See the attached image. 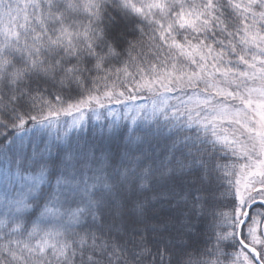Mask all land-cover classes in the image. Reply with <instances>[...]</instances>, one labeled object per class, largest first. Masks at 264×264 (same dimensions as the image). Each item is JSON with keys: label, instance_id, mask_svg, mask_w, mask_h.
Returning <instances> with one entry per match:
<instances>
[{"label": "snow or ice", "instance_id": "6c2138e0", "mask_svg": "<svg viewBox=\"0 0 264 264\" xmlns=\"http://www.w3.org/2000/svg\"><path fill=\"white\" fill-rule=\"evenodd\" d=\"M0 264H264V0H0Z\"/></svg>", "mask_w": 264, "mask_h": 264}, {"label": "trees", "instance_id": "16d2710c", "mask_svg": "<svg viewBox=\"0 0 264 264\" xmlns=\"http://www.w3.org/2000/svg\"><path fill=\"white\" fill-rule=\"evenodd\" d=\"M144 101L140 100V101H136V103H142ZM114 107H118V106H114ZM93 124H95V121L92 122Z\"/></svg>", "mask_w": 264, "mask_h": 264}]
</instances>
